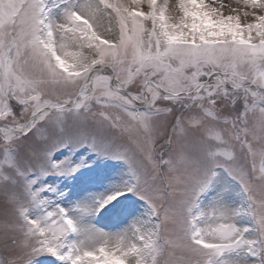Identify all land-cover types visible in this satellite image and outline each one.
<instances>
[{
	"label": "snow or ice",
	"instance_id": "obj_1",
	"mask_svg": "<svg viewBox=\"0 0 264 264\" xmlns=\"http://www.w3.org/2000/svg\"><path fill=\"white\" fill-rule=\"evenodd\" d=\"M0 264H264V0H0Z\"/></svg>",
	"mask_w": 264,
	"mask_h": 264
},
{
	"label": "rangeland",
	"instance_id": "obj_2",
	"mask_svg": "<svg viewBox=\"0 0 264 264\" xmlns=\"http://www.w3.org/2000/svg\"><path fill=\"white\" fill-rule=\"evenodd\" d=\"M81 156L88 158L90 160V167L87 168H81L74 177H67V178H61V177H50V181L54 183V185L58 189H62V191L66 194H68V200L64 201L63 204H68V206H71L70 202H75L78 200L77 198V192L82 186L86 185V183H92V185L96 188L94 189L97 191H103L106 187V183L102 179L105 176H109L110 170L116 169L118 166L123 165L118 161L113 160H97L94 158L93 154L87 153L86 150L81 149L80 153H78L74 159L78 161ZM114 182V179L112 181ZM97 183L104 187H98V185L93 184ZM105 184V185H104ZM90 185V184H89ZM91 188V187H89ZM59 200V198H57ZM134 199V198H133ZM140 207V212H144L145 205L143 201L138 202ZM102 217H104L103 214H101L99 217L96 218V224L98 227L104 228L106 230H113L117 223H119L115 218L116 221H106Z\"/></svg>",
	"mask_w": 264,
	"mask_h": 264
},
{
	"label": "bare ground",
	"instance_id": "obj_3",
	"mask_svg": "<svg viewBox=\"0 0 264 264\" xmlns=\"http://www.w3.org/2000/svg\"><path fill=\"white\" fill-rule=\"evenodd\" d=\"M116 176H118V173H115V174L113 175V177H116ZM88 192H96V191H95L94 189H87V190L84 191V192L81 191V193H80V195H79V199L82 198V195H83L84 193H88Z\"/></svg>",
	"mask_w": 264,
	"mask_h": 264
}]
</instances>
